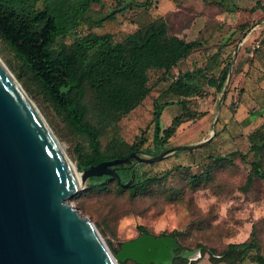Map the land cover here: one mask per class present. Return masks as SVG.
<instances>
[{"label":"rangeland","instance_id":"obj_1","mask_svg":"<svg viewBox=\"0 0 264 264\" xmlns=\"http://www.w3.org/2000/svg\"><path fill=\"white\" fill-rule=\"evenodd\" d=\"M117 1L103 0L101 6L93 4L92 11L94 14H104ZM135 1L151 3L148 7L122 11L116 15L115 22H107L103 27L91 28L90 31L111 32L115 40H121L138 25L149 22L152 17L163 15L168 24L169 35L205 41L207 51L204 52V61L200 60L201 56L197 58L198 54L195 56L197 61L200 60L198 67L207 76H216L219 68L226 67L227 76L230 70L228 82L231 85L227 82L226 89L223 86L221 92H217L206 87V82L200 79V94L192 97L189 105L196 114H203L182 123L165 147L168 149L180 145H195L212 136L207 142L195 149L182 153L178 151L180 153L159 161L138 164L140 176L147 177H159L166 168L176 164L183 166L170 177L152 181L134 194L119 190L112 180H108L104 188H85L84 184L69 201L82 215L89 218L113 257L120 251L123 243L146 232L156 238H173L179 247L174 251L176 256L173 260L183 258L194 264H212L211 253H220L228 243L251 241L255 247L247 252L239 264H259L255 257L264 258V146L255 151L249 150L248 132L240 135L243 136L241 140L233 142L238 155H229L225 160H205L203 157L226 154L225 151L219 153L210 146L204 148L216 135L217 124H213L215 119L212 118L218 115L222 105L233 101V105L239 106L242 102L239 89H231L236 79L233 75L238 60L237 54L232 52L234 46L231 44L227 53L218 44L230 32L238 34L241 40L246 32L243 26L264 13V0ZM88 31L87 27H83L80 33ZM220 58L222 61L218 63ZM0 60L22 86L63 147L71 165L77 169L79 158L89 154L87 137L68 125L52 99L27 72L10 46L1 39ZM192 64V58H189L175 72L181 74L191 69ZM19 74L23 76L22 81L17 78ZM148 76L150 90L145 99L135 109L109 125L98 112L95 95L89 88L85 89L84 102L89 109L88 119L100 128L103 151L120 143L130 144L142 132L146 138L142 148L152 147L153 101L171 79L162 71L151 70ZM208 109L212 112L209 120L206 116ZM173 111L175 108L172 105L163 110L160 121L162 127L170 123L171 117L176 114ZM263 124L264 120L258 127ZM141 155L147 157L146 154ZM197 248H200L201 256L195 260L179 256L181 250L193 251ZM115 261L117 264H138L130 258Z\"/></svg>","mask_w":264,"mask_h":264},{"label":"trees","instance_id":"obj_2","mask_svg":"<svg viewBox=\"0 0 264 264\" xmlns=\"http://www.w3.org/2000/svg\"><path fill=\"white\" fill-rule=\"evenodd\" d=\"M150 3L118 0L108 12L94 14L92 5L101 6L103 0H0V39L10 46L27 72L52 99L68 125L88 139L89 154L80 157L76 166L81 172L102 161L125 158L132 151L139 155L146 154L147 157L160 154L167 149L166 144L182 123L203 114H196L189 105L190 99L200 94V79L213 87V91L221 92L224 86L226 67L217 77L207 76L198 67L200 60L204 61V52L207 51L205 41L169 35L163 15L138 25L121 40H115L111 32L90 31L91 28L103 27L107 22H115L116 15L122 11L148 7ZM253 22L245 24L243 29H247ZM83 27L89 31L81 34ZM228 40L224 38L218 46H226ZM195 53H198L199 58L201 56L200 60L193 57ZM189 58L193 62L191 69L176 73L175 69ZM151 70L162 71L171 79L153 101L152 147L142 148L146 142L142 132L130 144L120 143L103 151L100 128L88 119L89 109L84 102L85 89L89 88L93 92L98 112L109 125L145 99L150 90L148 72ZM17 78L22 81V74L17 75ZM170 105L176 106L178 112L171 117L166 127H162V112ZM263 126L247 134L249 150L255 151L264 146ZM222 131L217 125L215 137L204 148L210 146L226 154L207 155L203 157L205 160H225L229 155H238L236 148H233V141H226L221 135ZM185 151L181 150V153ZM139 167L134 165L133 159L116 166L122 182H126L132 172L135 173V179L129 187H122L114 177L102 175L89 177L85 188H104L106 182L112 180L119 190L134 194L152 181L167 179L183 166L176 164L166 168L159 177L140 176ZM254 247L251 241L228 243L220 253H211L213 258L210 259L212 264H239ZM255 261L264 264L262 257H255ZM173 264L194 263L177 258Z\"/></svg>","mask_w":264,"mask_h":264},{"label":"water","instance_id":"obj_3","mask_svg":"<svg viewBox=\"0 0 264 264\" xmlns=\"http://www.w3.org/2000/svg\"><path fill=\"white\" fill-rule=\"evenodd\" d=\"M229 77L230 70L224 90ZM211 137L195 145L168 148L156 156L132 151L125 158L78 171L81 177L77 180L63 147L0 60V264H117L115 259L125 258L138 264H161L167 257L172 264L179 248L175 240L146 232L123 243L113 257L89 218L69 199L91 176L109 175L129 187L135 173L122 182L118 164L132 159L134 165L159 161L174 152L198 148ZM179 256L195 260L201 251L181 250Z\"/></svg>","mask_w":264,"mask_h":264},{"label":"crops","instance_id":"obj_4","mask_svg":"<svg viewBox=\"0 0 264 264\" xmlns=\"http://www.w3.org/2000/svg\"><path fill=\"white\" fill-rule=\"evenodd\" d=\"M225 38H229V43L226 46H222L224 47L223 49L229 53V47H232L230 45L233 44L232 52L238 56L233 75L236 79L231 89H239L242 94V102H240L239 106L233 105V101L222 105L218 115L214 116V118H212V112L208 109L206 116L208 117L207 120L215 119L218 129L223 130L221 135L226 141L230 139L233 142H237L243 137L240 135L251 132L264 120V42L262 36L260 48L251 52L252 38L247 39L243 44H240V37L235 32L226 34ZM197 54H193V57L195 58ZM221 54L223 55V53ZM221 61L222 59L220 58L218 63ZM222 67L219 68L216 77L220 75ZM228 85L231 84L228 82ZM206 87L213 90V87H209L207 84ZM174 108L175 111L173 112L177 113L178 108L176 106Z\"/></svg>","mask_w":264,"mask_h":264},{"label":"built area","instance_id":"obj_5","mask_svg":"<svg viewBox=\"0 0 264 264\" xmlns=\"http://www.w3.org/2000/svg\"><path fill=\"white\" fill-rule=\"evenodd\" d=\"M264 35V13L253 22L244 33L243 38L240 40V44H243L247 39H253L251 52L259 49L261 46V37Z\"/></svg>","mask_w":264,"mask_h":264},{"label":"bare ground","instance_id":"obj_6","mask_svg":"<svg viewBox=\"0 0 264 264\" xmlns=\"http://www.w3.org/2000/svg\"><path fill=\"white\" fill-rule=\"evenodd\" d=\"M69 164H70V168H71V170H72V172H73L75 178H76L77 180H79L80 177H81L80 173L77 171L76 168L73 167V165H71V162H69ZM161 262H162L161 264H169V257L164 258Z\"/></svg>","mask_w":264,"mask_h":264}]
</instances>
